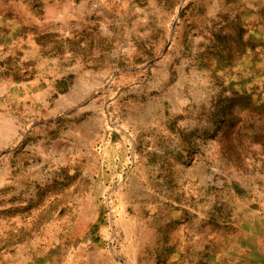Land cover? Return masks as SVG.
Returning <instances> with one entry per match:
<instances>
[{
    "label": "rangeland",
    "instance_id": "374dc122",
    "mask_svg": "<svg viewBox=\"0 0 264 264\" xmlns=\"http://www.w3.org/2000/svg\"><path fill=\"white\" fill-rule=\"evenodd\" d=\"M0 264H264V0H0Z\"/></svg>",
    "mask_w": 264,
    "mask_h": 264
}]
</instances>
